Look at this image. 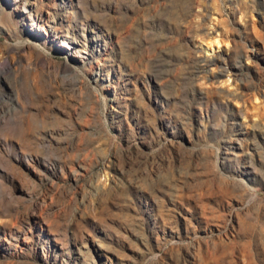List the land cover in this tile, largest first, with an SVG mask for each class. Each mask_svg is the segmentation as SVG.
I'll return each instance as SVG.
<instances>
[{
	"label": "rangeland",
	"instance_id": "rangeland-1",
	"mask_svg": "<svg viewBox=\"0 0 264 264\" xmlns=\"http://www.w3.org/2000/svg\"><path fill=\"white\" fill-rule=\"evenodd\" d=\"M0 264H264V0H0Z\"/></svg>",
	"mask_w": 264,
	"mask_h": 264
},
{
	"label": "bare ground",
	"instance_id": "bare-ground-1",
	"mask_svg": "<svg viewBox=\"0 0 264 264\" xmlns=\"http://www.w3.org/2000/svg\"><path fill=\"white\" fill-rule=\"evenodd\" d=\"M186 4H187V3H186ZM180 8H181V11H182V13H181V15H180V18H182V19L185 18V21H186V19H187V18H190V16H191V13L189 12V7H184V6L181 5ZM201 8H202V12H203V13L207 11V9H206L205 6L201 5ZM200 15H201V14L198 15L199 18H200ZM191 18H192V16H191ZM191 18H190V19H191ZM182 19H181V20H182ZM200 20L202 21V18H201ZM214 40H216V39H214ZM217 40H218V39H217ZM217 40L213 42V43L216 44V46H217V44H218V41H217ZM213 43L210 42V43L207 44V45H208V49L211 48V46H212ZM215 44H214V45H215ZM218 46H219V45H218Z\"/></svg>",
	"mask_w": 264,
	"mask_h": 264
}]
</instances>
